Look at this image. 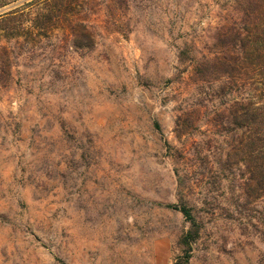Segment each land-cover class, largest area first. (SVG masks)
I'll use <instances>...</instances> for the list:
<instances>
[{
	"label": "rangeland",
	"instance_id": "obj_1",
	"mask_svg": "<svg viewBox=\"0 0 264 264\" xmlns=\"http://www.w3.org/2000/svg\"><path fill=\"white\" fill-rule=\"evenodd\" d=\"M229 2L110 0L89 49L0 30V264H264V199L210 123L244 90L192 81Z\"/></svg>",
	"mask_w": 264,
	"mask_h": 264
},
{
	"label": "trees",
	"instance_id": "obj_2",
	"mask_svg": "<svg viewBox=\"0 0 264 264\" xmlns=\"http://www.w3.org/2000/svg\"><path fill=\"white\" fill-rule=\"evenodd\" d=\"M109 2L0 0V30L9 31L8 44H18L25 36L33 40L65 30L73 47L89 49L94 45V34L88 18L95 6ZM227 6L228 12L236 16L227 18V23L216 31V44L208 55L193 63L192 81L199 85L208 83L214 88L213 98L244 90L242 98L215 110L210 123L222 125L229 153L240 155L245 164V198L264 199V0H230ZM10 58L12 52L6 55V60ZM181 120L186 125L189 121L182 132L193 127L200 120V106L190 115L182 114ZM177 209L194 221L186 206Z\"/></svg>",
	"mask_w": 264,
	"mask_h": 264
}]
</instances>
